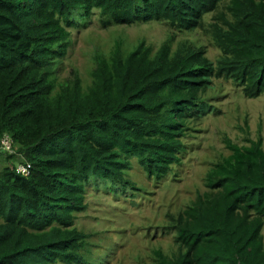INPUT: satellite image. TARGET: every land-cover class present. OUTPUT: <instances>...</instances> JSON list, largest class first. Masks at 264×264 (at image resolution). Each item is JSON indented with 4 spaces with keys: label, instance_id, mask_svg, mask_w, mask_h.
Here are the masks:
<instances>
[{
    "label": "trees",
    "instance_id": "1",
    "mask_svg": "<svg viewBox=\"0 0 264 264\" xmlns=\"http://www.w3.org/2000/svg\"><path fill=\"white\" fill-rule=\"evenodd\" d=\"M222 4L217 62L186 44L125 53L119 41L96 55L89 85L54 76L70 29L95 9L106 27L156 20L193 31ZM223 75L247 97L264 94V0H0V140L9 134L17 147L6 160L30 164L28 175L0 170V264H99L75 227L86 186L127 193L135 157L151 178L168 176L182 164L188 122L217 111L205 95ZM226 145L208 191L171 217L180 250H156L152 264H264V139Z\"/></svg>",
    "mask_w": 264,
    "mask_h": 264
},
{
    "label": "rangeland",
    "instance_id": "2",
    "mask_svg": "<svg viewBox=\"0 0 264 264\" xmlns=\"http://www.w3.org/2000/svg\"><path fill=\"white\" fill-rule=\"evenodd\" d=\"M226 11V4H222L218 12L206 15L204 26L187 31L156 20L106 27L95 9L81 19V25L70 29L67 52L57 60L54 76L62 83L78 73L83 85H89L96 55L109 56L119 41L125 53L141 42L155 52L167 41L174 49L186 44L202 48L210 60L217 62L222 51L213 38L212 25ZM213 85L205 97L217 111L188 122L182 164L175 166L168 176L151 178L135 157L126 173L134 188L127 193L110 192L105 184L101 188L94 184L86 186L87 207L76 214L75 227L88 235L84 253H88L89 260L99 264H152L156 250L175 256L180 248L171 228V217H178L198 194L208 191L207 172L230 155L227 139L238 145H246L248 139L260 135L264 139V94L247 97L243 87L224 75L215 76ZM14 148L17 150L15 143ZM6 154L9 153L3 152L0 158V170L5 165L20 163L16 157L6 160ZM262 233L264 236V228Z\"/></svg>",
    "mask_w": 264,
    "mask_h": 264
},
{
    "label": "built area",
    "instance_id": "3",
    "mask_svg": "<svg viewBox=\"0 0 264 264\" xmlns=\"http://www.w3.org/2000/svg\"><path fill=\"white\" fill-rule=\"evenodd\" d=\"M0 150L9 154H16L17 151L14 148V141L9 134H5L0 140ZM30 170V164L20 162L17 166V172L23 175H28Z\"/></svg>",
    "mask_w": 264,
    "mask_h": 264
}]
</instances>
